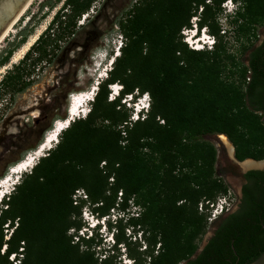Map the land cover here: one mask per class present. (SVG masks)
<instances>
[{
	"label": "trees",
	"instance_id": "obj_1",
	"mask_svg": "<svg viewBox=\"0 0 264 264\" xmlns=\"http://www.w3.org/2000/svg\"><path fill=\"white\" fill-rule=\"evenodd\" d=\"M227 1L139 0L117 21L125 40L122 52L99 82L90 112L72 121L56 146L22 174L0 208V264H115L110 252L122 245L133 264H248L264 252L263 198L232 216L197 254L210 226L199 204L229 192L217 172L218 150L208 137L226 135L239 161L264 160L263 116L252 107L254 92L261 87L264 93V83L253 81L251 74L255 61H264V46L253 54L252 65L228 52L217 19ZM232 1L240 4L233 19L239 37L256 42L258 28L264 26V0ZM94 3L65 0L26 54L29 59L37 52L29 66L51 65L58 42L74 34ZM45 6L54 7L51 1ZM200 9L199 24L209 25L218 38L214 51L191 50L181 39L182 29L191 28ZM29 34L25 29L21 40L9 45L0 68ZM255 42L244 46L242 54ZM23 74L20 65L7 72L0 99L31 86ZM115 84L123 91L110 100ZM145 93L152 99L151 109L133 121L122 99ZM79 190L101 216L116 208L126 212L129 203L141 209L134 220L146 248L141 250L139 243L133 250L124 243L122 220L116 224V245L105 258L93 249L94 237L76 242L70 230L82 227L81 207L74 200ZM5 225L14 228L8 240Z\"/></svg>",
	"mask_w": 264,
	"mask_h": 264
},
{
	"label": "rangeland",
	"instance_id": "obj_2",
	"mask_svg": "<svg viewBox=\"0 0 264 264\" xmlns=\"http://www.w3.org/2000/svg\"><path fill=\"white\" fill-rule=\"evenodd\" d=\"M49 1L52 2L54 7L50 8L49 6H45L42 9V6ZM64 1L65 0H34L26 13L14 25L12 31L9 32L1 42L0 57L4 54V51L8 49L10 44L17 43L21 40L22 31L25 29L30 31L26 43L38 34L40 37L49 27L56 12L63 6ZM137 1L139 0H95L89 14L84 15L81 20L78 21V27L76 31H74V34L58 42L60 50L57 51L56 57H53L51 65L48 63L41 64L36 69L33 66H29L31 60L37 57V52L32 53L33 55L29 59H25L26 54L30 50H22L26 45L25 43L14 53L10 62L6 66L0 68V95L3 91L1 84L7 72L12 70L15 66L20 65V71L24 73V80L32 82L31 86L23 93H11L0 99V177L8 173L10 167L15 163L32 154L34 151H32L31 148L43 141L44 136L50 131L48 129L53 128L57 120L60 121L62 118L68 116L67 109L70 103V97L87 95L96 83L107 78L108 72L113 68L114 60L121 55V47L125 41L121 37L117 21L131 9ZM233 4L236 7L238 6L234 1ZM221 8L222 10L225 9L224 4H222ZM234 12L236 13V10H234ZM222 13L218 15V18L223 16ZM201 14L202 10L200 9L196 17L191 20V28H183L180 33L183 43L191 50L192 48H190L185 39L188 35L190 38V30H196L195 24L198 25V36L202 35V28H206L207 35L211 37L210 41H215V44L216 41H218V38L214 37L210 32L209 25L208 27H203L204 25L202 26L199 24L202 19ZM234 17L236 16L229 17L227 21L224 20V23L226 22L225 29L227 30V34L222 33V26L219 25L220 35L225 36L228 52L236 58L243 60L244 63H247V53L242 54V51L244 46H251V44L255 42V39L249 38L248 40L239 37L236 31V25L233 22ZM263 36L264 26H261L258 28L257 41L255 44L261 40ZM215 44L212 48L210 45L205 46V49L202 51H214L216 47ZM23 61H26L25 65L22 63ZM115 96L116 95H110V100L114 99ZM140 97H142V94L132 95V99L126 98V96L122 99V104L129 109L133 121L138 120L137 112L142 108V103L145 104L143 99L140 100ZM124 100H127V102H124ZM140 101L141 104H139ZM93 102L94 101H89L87 103V113L85 112L84 116L81 118H84L90 112ZM135 104L137 105L135 106ZM150 109L151 107L148 111H150ZM148 111H144L139 117H144ZM223 136L226 135H215L208 137V139L214 143L218 150L216 168L218 174L229 186V192L227 194L231 192V194L235 196V189L230 182L236 181L240 173L249 170L241 168L231 159L232 157L237 159L235 156V146L226 136L234 149L233 153H231L229 147L225 145L222 140ZM237 161L239 160L237 159ZM239 162L242 166V163L245 161ZM237 190H239V186ZM13 193L14 192H12L11 195ZM11 195H7L0 202V208H5L4 202L7 201ZM120 195L121 193L119 197ZM74 200L81 207V216L78 220L82 225L79 231H75V229L70 230V234L75 236L74 239L76 242L78 238H81L82 241L94 235L95 240L93 249L98 253L100 258H105V256H108L107 252L112 246V242L117 241L116 237L119 230L116 224L119 220H122V230L120 233L124 243L127 242L133 250L138 249L139 243L142 244L141 250L146 248V244H144L140 238V227L135 224L134 220L141 211L137 206L129 203V208L126 212L116 208L111 210L109 215L101 216L95 211L97 205L91 204L83 190L76 192ZM210 226L208 232L199 244L197 254L204 248L213 232ZM13 229L14 228H8V226L5 225L6 240L11 236ZM126 248L127 246L122 245L119 250L115 251V254L110 252V255L115 256V264H125V262H129V260H131V263L134 262L133 259L126 256ZM10 259L14 260V255ZM16 262L19 263L18 260H16Z\"/></svg>",
	"mask_w": 264,
	"mask_h": 264
},
{
	"label": "bare ground",
	"instance_id": "obj_3",
	"mask_svg": "<svg viewBox=\"0 0 264 264\" xmlns=\"http://www.w3.org/2000/svg\"><path fill=\"white\" fill-rule=\"evenodd\" d=\"M33 1L34 0L31 1L29 6L27 7V9L31 6ZM27 9L25 10V12H23L22 16L26 13ZM21 17L18 20H20ZM17 21L7 31L5 36L0 41V44L4 40V38L9 34V32L12 31V29L14 28V25L17 23ZM196 34L193 35V36L191 35L192 38L190 39V41H194L195 39H197L198 40L197 42L199 43L198 44L199 47H196V49L199 50V51H202L203 48L201 47V45L203 44L204 41H207V39H208L207 36L208 35H207L206 31H205L204 34H202L200 36H198ZM38 37H39V34L34 36L28 43H26V45L23 47L22 50L23 51H28L30 49V47H32V45L36 42ZM188 37H189V35H188ZM98 84L99 83H96L94 85L93 89H91L88 92L87 95H89V96L83 95V96H80V97H77V96L76 97H70V103H69V104H71V112L69 114L70 117H71L70 118V122H65V120H60V121L55 122V126L46 135V137H45L46 139H45V141H43L44 143H42V145L40 147V150L39 151H34L32 154L28 155V157H26L24 159L25 162L21 163L18 167H16L15 165L11 167V170H9L8 174L6 175V177L0 181V197L4 196V198H5L7 195H11V193L15 190V187L21 181L20 179L22 177V174L24 172H28L32 167H34L36 162L41 157L45 156L47 151H49L52 148H54V146L59 142L60 134L65 129H67L69 127V125H70V123L72 121L84 116V113L86 112L87 103L89 101L94 100L93 97H95L96 92L98 90V87H97ZM116 89H118V87L114 88V90H116ZM222 140H223L224 144L229 147L231 153H233L234 149H233L232 145L229 143V140L227 139V137L223 136ZM260 165H262V164L259 163V162L254 161V160H247L244 163H242V166H243L244 169L255 168V167H258Z\"/></svg>",
	"mask_w": 264,
	"mask_h": 264
},
{
	"label": "flooded vegetation",
	"instance_id": "obj_4",
	"mask_svg": "<svg viewBox=\"0 0 264 264\" xmlns=\"http://www.w3.org/2000/svg\"><path fill=\"white\" fill-rule=\"evenodd\" d=\"M264 46V36L261 40H259L254 47L249 50L246 54L247 64L252 65V56L256 52L258 48ZM255 69L251 73L252 80L264 83V61L258 60L255 61ZM261 88V87H259ZM257 88L256 92H254V105L252 106L253 109L264 117V93H260V89ZM262 89V88H261ZM262 117V118H263ZM235 161L241 168H243L237 159L234 157L231 158ZM261 163V162H260ZM262 165L249 168V171L242 172L239 174L236 181H231L230 184L235 189V196L232 195V206L231 209L220 216L211 226L210 228L213 230L212 234L210 235L207 244L211 240V238L215 235V233L219 230V228L227 222L232 216L241 214L251 206L252 202H261L264 198V169H257V168H264L263 163ZM251 169V170H250ZM239 186V190L237 187ZM260 234L261 237L264 238V221L260 222ZM206 244V245H207ZM204 246V248L206 247ZM203 248V250H204ZM202 250V251H203ZM201 251V252H202ZM200 252V253H201ZM198 253V254H200Z\"/></svg>",
	"mask_w": 264,
	"mask_h": 264
},
{
	"label": "water",
	"instance_id": "obj_5",
	"mask_svg": "<svg viewBox=\"0 0 264 264\" xmlns=\"http://www.w3.org/2000/svg\"><path fill=\"white\" fill-rule=\"evenodd\" d=\"M31 1L32 0H0V41L5 36L7 31L11 28V26L22 16L23 12H25ZM67 112H68V117L65 119V122H70L71 117L69 114L71 112V104L68 105ZM262 122L264 125V117L262 118ZM53 126H55V123ZM45 137L46 135L44 136L43 141H45L46 139ZM43 141L39 144V146L36 148L35 151L40 150L42 143H44ZM24 162L25 160H21L18 163H16L15 166L18 167L21 163ZM259 162L263 163L264 166V160H261ZM196 256L197 254L194 256V258ZM248 264H264V252L257 259H255L254 261Z\"/></svg>",
	"mask_w": 264,
	"mask_h": 264
},
{
	"label": "clouds",
	"instance_id": "obj_6",
	"mask_svg": "<svg viewBox=\"0 0 264 264\" xmlns=\"http://www.w3.org/2000/svg\"><path fill=\"white\" fill-rule=\"evenodd\" d=\"M229 4H230V6H229ZM237 5H238L237 7L234 6L232 0L227 1L226 3H224V8L225 9L223 10V13H222L223 16H221V18L220 17L218 18L219 25L222 26V31L224 32V34H227V30L225 29L226 28V22L224 23V20L227 21L229 17L236 15V13L238 12V10L240 8L239 7L240 4L237 3ZM234 10H236V13L234 12ZM198 31L199 30H198V27H197V29L195 31L194 30L191 31V35L192 36L195 35L196 33H198ZM205 31H207V29L206 28H202L201 34H204ZM192 36L190 38L188 37V42L191 43V46L192 47L199 46L198 45V42H197L198 41L197 39H195L194 41H190V39L192 38ZM207 37H209V36H207ZM214 44H215V41H212V44L211 45H214ZM205 46H207L206 41H204L203 44L201 45V47L203 48V50L205 49ZM117 87H118V89L114 90V92H115L114 95H118V93L122 89L121 86H117ZM126 98L132 99V95H130L129 97H126ZM142 99L144 100L145 104L142 103V108L139 109V111L137 112V119H139V116L141 114H143L144 111H148V109L151 107V104H152V99H151V97H150V95L148 93L142 94V97H140V100H142ZM124 101H126V100H124ZM139 104H141V101L139 102ZM92 237H94V235H91L90 236V238H92ZM115 245H116V242L113 241L112 242V246H115ZM125 264H133V263H131V260H129V262H125Z\"/></svg>",
	"mask_w": 264,
	"mask_h": 264
},
{
	"label": "built area",
	"instance_id": "obj_7",
	"mask_svg": "<svg viewBox=\"0 0 264 264\" xmlns=\"http://www.w3.org/2000/svg\"><path fill=\"white\" fill-rule=\"evenodd\" d=\"M195 29H197L198 25H194ZM192 30H190L191 32ZM222 33H224L222 31ZM214 45H211V48ZM194 48V47H193ZM232 194L231 192L227 195H223L217 198L216 201H209V200H203L199 204V211L202 213H207L209 215V223L212 225L220 216L225 214L231 209L232 206ZM10 237H8L9 239Z\"/></svg>",
	"mask_w": 264,
	"mask_h": 264
}]
</instances>
